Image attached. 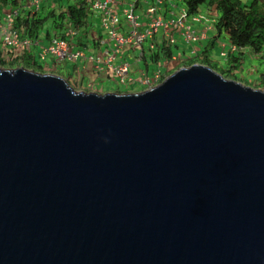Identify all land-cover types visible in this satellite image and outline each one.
<instances>
[{
	"label": "water",
	"instance_id": "1",
	"mask_svg": "<svg viewBox=\"0 0 264 264\" xmlns=\"http://www.w3.org/2000/svg\"><path fill=\"white\" fill-rule=\"evenodd\" d=\"M0 264H264V91L0 68Z\"/></svg>",
	"mask_w": 264,
	"mask_h": 264
},
{
	"label": "trees",
	"instance_id": "2",
	"mask_svg": "<svg viewBox=\"0 0 264 264\" xmlns=\"http://www.w3.org/2000/svg\"><path fill=\"white\" fill-rule=\"evenodd\" d=\"M174 2H177L178 8L181 7L185 10L187 15L186 22L203 10L207 12L205 17L209 19L208 26L210 27V31L207 32L209 35L200 54H196V56L201 55L207 61L209 59L208 54L214 47L217 48L218 44L227 43L226 49L228 50L225 55H220L219 53L220 57H224L225 63L215 71L226 79L243 83L240 77H236V74L242 72L246 55L247 53H251L261 66V75L257 85L249 83V86L251 85L252 88L264 91V0H251L249 3H243L241 0H174ZM24 4L23 0H0V7L2 8L12 6L21 8ZM20 8L15 16L13 26L22 38H26L31 42H39L41 40L40 44L47 45L50 42H48L50 38H57L73 43V38H76L74 41L76 45H79L82 44V38H86V34H88L87 14L91 10L82 0H75L73 4L65 6L64 10L52 8L56 11L55 13L50 11L44 15L42 12L38 16L35 15L31 20L26 19L24 11ZM208 14L212 15L207 16ZM49 17L54 18V27L55 29H59L58 34L54 33L50 35L49 32L44 30V24ZM199 21L202 22L201 19ZM70 32L74 33L73 38L68 36ZM179 42H175V48L179 46ZM187 46L185 45V47ZM232 47L234 48L233 50H231ZM169 48V46L165 47L163 43V45L159 46L158 51V53H162L165 58L164 60L167 61L171 58V52L173 53L174 51ZM21 49L23 48L16 50L9 49L5 52L2 51L3 53L0 51V68L13 69L22 67L34 72L48 73L37 63L34 55L31 53L32 50L24 51ZM179 50L180 53L182 49ZM217 50L221 52L220 48H217ZM158 57L159 55L157 54L150 57L153 64H156ZM193 63H196V60L190 57L185 61V66ZM177 68L179 66L166 70L164 76L160 77L157 83H160ZM65 81L73 90L76 91L78 89L75 82L69 83L67 79ZM122 85L124 86V84ZM138 85H136L137 87L132 86V90L126 89L124 92H137L138 89H141ZM119 90L116 89L114 92L122 93V90ZM87 92L99 93L95 90H87Z\"/></svg>",
	"mask_w": 264,
	"mask_h": 264
},
{
	"label": "built area",
	"instance_id": "3",
	"mask_svg": "<svg viewBox=\"0 0 264 264\" xmlns=\"http://www.w3.org/2000/svg\"><path fill=\"white\" fill-rule=\"evenodd\" d=\"M75 1V0H73ZM86 3L91 10L99 12L100 21L99 24L103 28V32L109 38L111 44L109 45V58L108 62L114 58V56L123 48H139L143 45L147 38H151L153 35L158 33L163 34L164 37H168V41L173 43V38L169 34L171 29L166 28L168 25L173 26V31L176 29L172 17L179 16L181 19L178 20L180 26L186 21L187 15L184 9L178 8V4H173L171 0H82ZM42 0H28L22 7L13 6L8 11L13 14L14 17L10 18L8 14L5 23L0 25V50L5 52L9 49L16 50L18 47L29 48L38 43H32L26 38H21L18 31L13 27V20L18 13V9H22L25 13H38L41 9L40 4ZM122 4H126L120 7ZM175 6V7H174ZM159 10L163 14H159ZM144 11L142 15L147 20L142 24L140 18L142 15L139 12ZM7 12V13H8ZM35 13V14H36ZM120 16H123L124 20L128 22V28L123 32V35L119 32ZM201 17V16H200ZM200 18L195 16L191 21H199ZM141 26H146L145 29L141 30ZM140 28V30H139ZM209 27L206 26V29ZM179 29V27H177ZM206 29H204L206 31ZM172 31V32H173ZM189 31V29H188ZM73 32L70 35L73 36ZM194 39H188V42L193 43ZM184 42L189 44L183 39ZM224 45V44H221ZM164 46H167L165 44ZM149 49H153L152 44H149ZM225 47H221L220 55H225ZM234 48L232 47L231 50ZM38 56L43 59L47 56H52L55 61H68L72 62L82 57V53L73 51L72 47L67 41L59 39H51L47 45L39 47ZM224 51V54H222ZM173 56L171 57L172 61ZM91 61H100V59L90 58ZM175 59H173L174 61ZM157 67V68H156ZM110 69L113 75L116 77L119 83L123 84H136V80L130 74V66L127 63H120L118 65H111ZM150 76L141 77L139 84L150 88L152 84L159 78V66L156 65ZM156 83V82H155Z\"/></svg>",
	"mask_w": 264,
	"mask_h": 264
},
{
	"label": "crops",
	"instance_id": "4",
	"mask_svg": "<svg viewBox=\"0 0 264 264\" xmlns=\"http://www.w3.org/2000/svg\"><path fill=\"white\" fill-rule=\"evenodd\" d=\"M55 0H42L40 4V11L42 12V8L46 6H49L50 8H57L58 10H64L65 6L71 5L74 3L73 0H57V2H54ZM60 1V2H59ZM58 2L60 3V7L58 6ZM126 4H122L120 7L125 6ZM11 7H5L2 8L0 7V12H8ZM91 10V9H90ZM140 15L144 13V11L139 12ZM159 14H163L159 10ZM88 34H86V38H82V44L76 45V42L74 41L76 38H73L70 34L71 38H73V43H70V47H72L73 51H78L82 53V57L78 58L75 61L68 62V61H55L53 60L52 56H47L44 57L43 59H40L38 56L39 48H24V47H18L16 49L23 48L21 50H26V51H31L32 54L34 55L36 61L38 64H40L43 68V70L49 73V70L47 71L48 68H53L56 72L60 73L62 75L61 78L64 80L67 79L71 83H76L78 86L77 91H83L81 90L80 86L81 83L83 82H89V83H97L100 81H104L105 79H109L110 77L116 78L111 69L110 66L112 65H118L122 62L127 63L130 66V74L131 76L136 80V85L139 84V81L141 77L145 76H150L152 74L153 68L156 66V64L152 63V59H150V55H146L143 57V63L144 67L140 63L139 57H137V52L136 51L138 48H123L121 49L113 59H111L108 62L109 56V45L111 44L109 38L107 35L103 32V28L100 26L99 21H100V14L99 12L97 13L96 11H88ZM142 24L147 20L144 15H142V19L140 18ZM14 25V22H13ZM128 22L124 20L123 16H120V26H119V32L120 34L123 35V32L127 30L128 28ZM14 27V26H13ZM146 26H141V30L145 29ZM140 30V28H139ZM153 39H156L158 44H160L163 41L164 35L158 33L156 36L153 35ZM151 38H147L146 41L143 43V47L149 48L150 42L147 44V41ZM28 40V39H27ZM81 49H84L85 51L82 52ZM1 51V50H0ZM38 51V52H37ZM2 52V51H1ZM3 53V52H2ZM90 58L93 59H100V61H91ZM168 67L171 66V64L165 63ZM68 73H75L74 79L72 76L68 75ZM86 73H94L95 77L94 79L90 80L87 78ZM54 74V73H52ZM57 75V74H55ZM113 75V76H112ZM59 76V75H58ZM135 85V86H136ZM134 87V85H132ZM140 86L141 89H138L137 91L144 90L145 87ZM99 92V91H97ZM108 92V91H107ZM105 93V92H104ZM101 94V93H99Z\"/></svg>",
	"mask_w": 264,
	"mask_h": 264
},
{
	"label": "rangeland",
	"instance_id": "5",
	"mask_svg": "<svg viewBox=\"0 0 264 264\" xmlns=\"http://www.w3.org/2000/svg\"><path fill=\"white\" fill-rule=\"evenodd\" d=\"M250 1L251 0H241V2H243V3H249ZM23 2L26 3L27 0H23ZM54 2L56 3L57 0H55ZM59 2H58V6L60 7V3ZM173 4L175 5L176 2H173ZM50 11H53L54 13L56 12V11H54V9H52L49 6H46V5H45L44 8H42V12L44 13V15H45V13L50 12ZM42 12L25 13L26 19L31 20V18H33L35 15L38 16ZM8 14H10V18L14 17V15L9 13V12L8 13L7 12H3V13L0 12V25L5 23V20H6L7 16H8ZM200 14L198 15V17L202 20V22L193 21V25L192 26L188 25V24L185 25V23H188L191 20H189L188 22L185 21V23L182 26H180L179 23H178V20L181 19V18L179 16H176L174 18L172 17V19L174 21L173 23L176 24V29L173 31V26L172 25H168L167 28H166V31H167V29H171L169 34L173 38V40H172L173 43L174 42H179L180 40L183 41V39L185 41H187V42H188V39H194V40H193V43L188 42L191 45V46H188V47H185V45H183L181 41L178 43L179 44L178 47L174 48V46H173L172 49L174 51L172 50L173 51L172 60L173 59H176V60L172 63V65L170 67H168L165 64V62L167 60H164L165 58L163 57L162 53L161 52L158 53L156 48L149 49V48L143 47V46L139 47L136 50V51H138L137 52V57H139L141 65L144 67V63H143V59L142 58L145 57L146 55H148V54H157V55H159L158 61L156 62V64H158V66H159V71H160L159 78L164 76L166 70L174 69V68H176L178 66L179 67L185 66V61L187 59H189L190 57L192 59L195 58L196 63L208 66L214 71L217 70V68L223 66L224 63H225L224 57L222 58V57L219 56L220 52H218L217 48L221 49V47H225V45L227 43H222L224 45L218 44L217 48L214 47V49H212L209 52V54H208V58L209 59L207 61H205L201 55H197V56L195 55V54H200V51H201L205 41L208 39L209 33H207V32L210 31L209 30L210 27L208 26L209 25V19L205 18L207 12L205 10H203ZM210 15H212V14H208L207 16H210ZM14 20H15V18H14ZM14 20H13V22H14ZM54 26H55L54 18L53 17H49L48 20L44 24V30L49 32L50 35L54 34V33L58 34L59 33V29H55ZM206 26H208L209 28L206 29ZM177 27H179V29H177ZM188 29H189V31H188ZM204 29H206V31ZM55 39H57V38H55ZM50 40H51V38L48 40V42ZM163 40L168 41V37H164ZM200 41H202V42H200ZM149 42H151L152 44H156V45L158 44L156 39H153V38L149 39L147 41V44ZM32 43H34V44L38 43L37 45H33L34 48H39L40 46L43 45V44H40L41 40L39 42L35 41V42H32ZM226 48H227V46H226ZM226 48L224 49L225 51L228 50ZM179 49H182V51H181L182 53L181 52L179 53V51H180ZM81 50H82V52L85 51L84 49H81ZM222 54H224V51H223ZM246 56L247 57H246L245 62H244L243 70H242L241 73H237L236 77H240V80H242V82H243L242 84H244V85H248L249 86V83L257 85L258 82L260 81L259 77L261 75V66L259 65V63H258V61H257V59L255 58L254 55H252L251 53H247ZM48 70L50 71L49 73H54V74H57L60 77H62V75L60 73L56 72L53 68H48L47 71ZM68 75L72 76L73 79H74L73 75L76 76L75 73H68ZM86 76H87V78L92 80V79H94L95 74L94 73H86ZM150 78H151V76H150ZM158 79L155 82H157ZM155 82H154V84H155ZM122 84L123 83H119L116 78L110 77L109 79H105L104 81H100V82H97L95 84L94 83L91 84L89 82H83V83H81L80 88H81V90H83L85 92H87V90H95V91H99V93H104V92H107V91L108 92H114L116 89H120L119 91L122 90L121 91L122 93H125L124 91L126 89L132 90V84L131 83L130 84H124V86ZM154 84H152V85H154ZM134 87H137V86H134ZM250 87H252V86L250 85ZM254 89H256V88H254ZM137 92H139V91H137Z\"/></svg>",
	"mask_w": 264,
	"mask_h": 264
},
{
	"label": "clouds",
	"instance_id": "6",
	"mask_svg": "<svg viewBox=\"0 0 264 264\" xmlns=\"http://www.w3.org/2000/svg\"><path fill=\"white\" fill-rule=\"evenodd\" d=\"M171 2H174V0H171ZM176 4H177V2H176ZM199 14H200V13H199ZM199 14H197L196 16L198 17ZM200 15H201V14H200ZM205 18H206V17H205ZM184 23H185V22H184ZM186 24L192 26V25H193V22L190 21V22H188V23H185V25H186ZM192 28H193V27H192ZM152 37H153V36H152ZM152 37H151V38H152ZM145 41H146V40H145ZM181 42H182L183 45L185 44V45L191 46L190 43L187 44L186 42H184V41H182V40H181ZM200 42H202V41H200ZM163 43H164V45L167 44V46H165V47H168V46H169V47H170L169 49H171V50H173V49H172L173 46H174V48H175V42H174V43H170L169 41H165V40H163L160 44H157V45H156V44H152V43L150 42V44H152L153 47H154V46H158V47H159L160 45H163ZM188 46H187V47H188ZM195 55H196V54H195ZM171 57H172V52H171ZM170 59H171V58H170ZM170 59H169L168 61H166L165 63H168V62H169V63L172 65V63L176 60V59H175L174 61H173V60L171 61ZM156 65H158V64H156ZM177 69H178V68H177ZM175 70H176V69H175ZM156 84H158V83L156 82L154 85H156ZM241 84H242V83H241ZM154 85H152V86H154ZM152 86H151V87H152ZM144 90H145V89H144ZM141 91H142V90H141ZM139 92H140V91H139Z\"/></svg>",
	"mask_w": 264,
	"mask_h": 264
},
{
	"label": "flooded vegetation",
	"instance_id": "7",
	"mask_svg": "<svg viewBox=\"0 0 264 264\" xmlns=\"http://www.w3.org/2000/svg\"><path fill=\"white\" fill-rule=\"evenodd\" d=\"M153 48H156L157 51H159V47L158 46H154ZM150 56L154 55V54H149ZM151 59V58H150Z\"/></svg>",
	"mask_w": 264,
	"mask_h": 264
}]
</instances>
